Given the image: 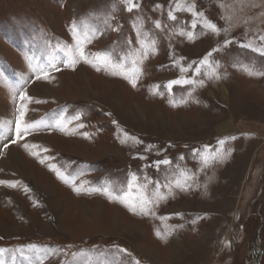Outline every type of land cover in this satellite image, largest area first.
Here are the masks:
<instances>
[{"label":"rangeland","instance_id":"obj_1","mask_svg":"<svg viewBox=\"0 0 264 264\" xmlns=\"http://www.w3.org/2000/svg\"><path fill=\"white\" fill-rule=\"evenodd\" d=\"M179 2L0 0L3 264H264V75L243 70L264 71V56L242 46L261 43L264 0ZM74 22L95 30L92 63H66ZM141 42L153 44L146 58ZM96 53L129 76L139 55L136 86ZM174 80L192 83L169 89ZM22 104L35 126L18 138ZM132 175L164 197L149 215L105 194L121 195Z\"/></svg>","mask_w":264,"mask_h":264},{"label":"snow or ice","instance_id":"obj_2","mask_svg":"<svg viewBox=\"0 0 264 264\" xmlns=\"http://www.w3.org/2000/svg\"><path fill=\"white\" fill-rule=\"evenodd\" d=\"M124 2L128 6V11H132L134 8L138 7L136 3H134V0H124ZM177 9H180L184 7L182 3L179 2L176 5ZM194 5H189L187 7V10L190 12H193L194 16H199L201 18L203 27L205 29L210 30L213 33H219L220 29L217 27V25L206 18H204L203 13H196L193 11ZM169 17L173 20L176 19V17L172 14V12H169ZM157 27H159V23H157ZM193 27H196V24H193ZM72 33L74 38L76 39V45L72 49H68L66 52V63L69 66H74L76 63H78L80 60H83L86 63H92V60L89 58V55L85 52V43L91 42V40L95 37V30H89L87 25L81 26L80 29H78L77 24L74 22L72 25ZM181 35H187L189 40L194 39V34L192 32L184 33L181 32ZM259 41L261 42L259 45H256L253 41H249L248 43L242 45L245 48L251 49L254 52L259 53L260 55L264 56V35L258 37ZM225 43H230V41H226ZM142 46V56L147 57L148 55V49L153 47V44H146L144 42H141ZM154 50V49H153ZM211 55V54H209ZM95 61L98 62V64H102L106 70H109L111 74L113 75H125L126 78L130 79V82L132 83V86H136V77L140 73V68L137 66L139 62V55L132 60V74L129 76L125 70H124V64L120 62H115L113 59V56L109 53H96L93 54ZM201 65H208L209 68L212 69L210 75L216 74V69L212 67L208 63V58L205 57L202 61H200ZM94 66H97V64H94ZM55 67V65H53ZM191 67V66H189ZM218 67V66H217ZM99 70V68H98ZM187 69L181 68V71H186ZM244 71L247 72L248 75H264V71H254L253 69L244 66ZM196 71L199 72L200 68L197 67ZM45 78H47V73L44 74ZM181 83H192V81L189 80H174L169 82L168 88L171 89L173 84H181ZM203 83L202 81L200 82ZM22 100L31 101V97H28L26 94L21 96ZM26 105H21L20 109V117L18 118L16 122V135L18 138L21 137V134H27L28 131L33 128L35 125L27 124L24 122L23 117L25 114ZM57 126L63 130V125L60 122H57ZM133 140L134 142L138 143L139 141H136L135 137H129L127 134H125L124 138L121 140V143H126L128 140ZM15 142V141H13ZM221 144L224 142L221 141ZM25 148H28L29 145H24ZM32 147H36L33 145ZM33 155H38V153H33ZM222 152H217L211 156L205 155L204 156V163L207 164L212 159H222L223 158ZM41 163H43V160H41ZM163 163L167 164L169 161L165 160ZM56 171L57 175L64 180L65 183H71L68 177L64 176L63 173H61L58 169H54ZM3 183V182H0ZM177 187H183V184L180 181L176 182ZM135 189V194H133L132 190ZM76 191H79V189H75ZM105 194L109 195L110 199L118 200L120 203L124 204L126 207L129 208L130 211L136 214L140 215H149L151 211V206L158 202V200L164 199V197L159 193V191H155L152 193L151 197L147 194V186L141 185L137 183V177L135 175H132L131 179L127 182V187L125 190H122L121 195H114L113 193L109 192L108 189H105ZM154 214V213H153ZM163 219V218H161ZM157 236H161V233L157 231ZM169 232H165L164 235H168ZM123 251V250H121ZM0 264H3V261H0ZM40 264H43V260L40 261ZM138 264V262H137Z\"/></svg>","mask_w":264,"mask_h":264},{"label":"water","instance_id":"obj_3","mask_svg":"<svg viewBox=\"0 0 264 264\" xmlns=\"http://www.w3.org/2000/svg\"><path fill=\"white\" fill-rule=\"evenodd\" d=\"M263 226H264V222L261 223L259 229H260L261 227H263ZM258 233H259V230L256 232V236H255V239H254V245H256V246H257V236H258ZM259 258H260V257H258L257 260H258Z\"/></svg>","mask_w":264,"mask_h":264},{"label":"bare ground","instance_id":"obj_4","mask_svg":"<svg viewBox=\"0 0 264 264\" xmlns=\"http://www.w3.org/2000/svg\"><path fill=\"white\" fill-rule=\"evenodd\" d=\"M10 154H11V153H10ZM10 154H9V155H10ZM5 155H6V154H5ZM12 157H13V156H12ZM18 158H19V157H18ZM18 158H17V159H18Z\"/></svg>","mask_w":264,"mask_h":264}]
</instances>
